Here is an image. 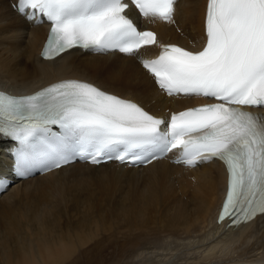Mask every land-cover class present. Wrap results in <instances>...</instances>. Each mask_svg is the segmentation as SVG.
I'll return each mask as SVG.
<instances>
[{"label": "snow or ice", "instance_id": "1", "mask_svg": "<svg viewBox=\"0 0 264 264\" xmlns=\"http://www.w3.org/2000/svg\"><path fill=\"white\" fill-rule=\"evenodd\" d=\"M143 18L175 24L177 0H130ZM19 14L48 22L46 60L74 48L137 57L168 97L212 102L157 116L140 103L79 79L27 95L0 90V139L18 177L74 161L143 165L175 156L187 167L222 161L227 188L218 222L238 226L264 215V0H207L204 39L189 49L161 43L126 14L128 0H16ZM159 49L153 58L141 50ZM58 131H54L53 127ZM0 179V190L6 186Z\"/></svg>", "mask_w": 264, "mask_h": 264}, {"label": "bare ground", "instance_id": "2", "mask_svg": "<svg viewBox=\"0 0 264 264\" xmlns=\"http://www.w3.org/2000/svg\"><path fill=\"white\" fill-rule=\"evenodd\" d=\"M14 2L0 0V88L25 93L75 77L130 98L154 115L196 102L162 94L137 57L72 49L40 59L46 28L26 22ZM204 5L205 0H177L175 24L147 26L160 42L196 48ZM6 151L0 139V171L9 164ZM94 173L107 188L115 180L114 190L104 192L105 183L102 191L100 181L81 178ZM224 185L225 172L216 161L184 168L169 158L137 168L72 163L17 179L0 194V264H77L91 248L119 243L130 247L123 264H264V218L235 228L214 223Z\"/></svg>", "mask_w": 264, "mask_h": 264}, {"label": "rangeland", "instance_id": "3", "mask_svg": "<svg viewBox=\"0 0 264 264\" xmlns=\"http://www.w3.org/2000/svg\"><path fill=\"white\" fill-rule=\"evenodd\" d=\"M87 177L93 181H96V180L100 181L101 183L100 186H101L102 191H103L102 185L105 183L104 192L114 190L113 184H115V180H110L109 184H111V186L107 188L106 182L102 181V178H100V175L98 173H94L88 176L85 175V176H82L81 178H83V180H86ZM125 186H127V184H125ZM96 195H99V194L96 193ZM96 198L101 199L100 196H97ZM102 211L104 215H105V212H107L105 216H108L109 210L106 205L103 207ZM129 250H130L129 245L122 244V243H119L118 246H114V247L112 246L111 249L110 248L105 249L104 247H101V246L94 248V249L91 248V250L84 252V255H81L79 257L77 264H123V260H125L126 257L130 254ZM88 252H91V253L88 254Z\"/></svg>", "mask_w": 264, "mask_h": 264}]
</instances>
